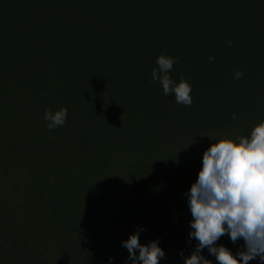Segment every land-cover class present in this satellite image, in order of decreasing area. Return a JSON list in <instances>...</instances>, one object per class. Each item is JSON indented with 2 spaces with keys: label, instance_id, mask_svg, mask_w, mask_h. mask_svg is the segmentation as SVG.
Instances as JSON below:
<instances>
[{
  "label": "trees",
  "instance_id": "1",
  "mask_svg": "<svg viewBox=\"0 0 264 264\" xmlns=\"http://www.w3.org/2000/svg\"><path fill=\"white\" fill-rule=\"evenodd\" d=\"M162 53L191 84L190 106L152 80ZM61 107L64 125L48 130L44 110ZM261 121L264 0H0V161L26 163L37 210L18 223L0 212V264H130L121 242L136 227L139 243L159 239V264H183L203 151ZM117 177L138 216L159 215L106 204Z\"/></svg>",
  "mask_w": 264,
  "mask_h": 264
},
{
  "label": "clouds",
  "instance_id": "2",
  "mask_svg": "<svg viewBox=\"0 0 264 264\" xmlns=\"http://www.w3.org/2000/svg\"><path fill=\"white\" fill-rule=\"evenodd\" d=\"M228 43H231L230 41ZM213 57H209L211 61ZM151 70V77L159 81L162 94L173 95L176 103L192 104V86L185 79L174 82L170 76L176 59L160 54ZM242 73L236 71L234 78ZM48 130L64 125L67 108L52 111L45 109L42 117ZM187 207L192 219L189 223V239L196 241L187 257L180 253L183 264H212L202 255L206 249L217 264H248L257 260L264 264V121L254 125L247 138L238 142L218 139L206 148L195 181L187 191ZM142 227H136L121 246L127 250L130 264H159L165 256L158 246L159 239L146 244L138 242ZM224 234L235 244L242 239V250L233 254L215 242ZM112 258H109L111 264Z\"/></svg>",
  "mask_w": 264,
  "mask_h": 264
},
{
  "label": "rangeland",
  "instance_id": "3",
  "mask_svg": "<svg viewBox=\"0 0 264 264\" xmlns=\"http://www.w3.org/2000/svg\"><path fill=\"white\" fill-rule=\"evenodd\" d=\"M7 131L3 132L2 138H1V132H0V151L3 149V142L6 143V137ZM206 140V139H205ZM203 140V142L205 141ZM108 156V155H107ZM126 154L122 153V158L124 159ZM128 157V156H127ZM108 159L104 164V168L111 169L113 165L116 164V162L113 161V157L111 155L108 156ZM24 164L21 163L19 168L15 167H9L6 166V163H2L0 161V212L7 215L9 219L13 220L18 223L19 221H24L27 218H31L35 215H37V210L34 208V206L31 205L30 201L32 198L30 197L29 192L33 190L32 183H31V176L27 173V169H24ZM28 177V178H26ZM121 178L117 177L107 183H104L103 191L105 192L106 189H108L110 192L107 193L110 199H107L104 201L106 204H115L116 208L114 207V210H117V212H125V214H132L136 216V218H149L153 219L154 216L159 215V210L155 209L154 211H146L142 216H138V207L136 208L133 204H130L128 199L130 196H134V193L131 192L126 184L124 182H121ZM108 187V188H106ZM167 190L173 188L172 184H168L167 182ZM121 198V202H118L114 197L117 195ZM111 193V194H110ZM154 196V195H153ZM126 201V203H123ZM153 201V200H152ZM152 201H150L152 203ZM154 204V203H153ZM157 204V203H156ZM155 206V204L153 205ZM111 207V205H110ZM31 209V213L30 210ZM36 210V212H35ZM41 215H44V212L42 210L41 206ZM116 216H119L116 215ZM152 217V218H151ZM39 227V226H37ZM40 229V228H39ZM31 243L33 244V241L31 240ZM218 245H223L226 248H228L231 252V246L232 242L229 240V238L224 237L223 235L215 242ZM232 243V244H230ZM45 247L47 245L45 244ZM191 248V249H190ZM189 250L192 252L193 247H190ZM189 250L187 253H185L184 257H187L189 254ZM206 259H209L212 261V264H217V261L215 260L214 256L208 255L205 257Z\"/></svg>",
  "mask_w": 264,
  "mask_h": 264
}]
</instances>
